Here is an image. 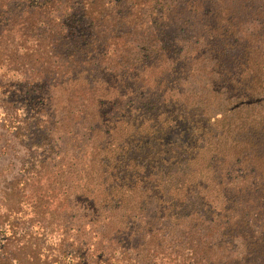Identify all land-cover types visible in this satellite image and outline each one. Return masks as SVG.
<instances>
[{
    "label": "rangeland",
    "instance_id": "obj_1",
    "mask_svg": "<svg viewBox=\"0 0 264 264\" xmlns=\"http://www.w3.org/2000/svg\"><path fill=\"white\" fill-rule=\"evenodd\" d=\"M201 3L194 26L164 0H0V264H231L234 221L264 238V0ZM153 10L164 56L137 48Z\"/></svg>",
    "mask_w": 264,
    "mask_h": 264
},
{
    "label": "trees",
    "instance_id": "obj_2",
    "mask_svg": "<svg viewBox=\"0 0 264 264\" xmlns=\"http://www.w3.org/2000/svg\"><path fill=\"white\" fill-rule=\"evenodd\" d=\"M55 1V0H26V3L28 6L32 7V8H39V7H43L46 4ZM96 1H102V0H96ZM174 3V4H173ZM164 7L167 9H172V11H178L179 9L184 10L186 12H189L191 14H193V21L191 22V24H193L194 26L197 25L198 22V15L201 12V7H202V3L201 0H164ZM103 13V12H102ZM153 13L154 10L152 12V14L150 16H147L146 20L148 23H140V34L141 33H147V37H146V41H142V44L139 45L137 48H139L140 51H144V52H149L151 55H155L156 57L158 56H164L165 52L168 50V48H171V46L166 47L164 44L163 39L166 38V36L164 35V31H165V26L167 25V23L170 21V19L172 18L170 12L168 11H164L161 10L160 11V15H159V19L163 21L162 23H158L157 19H154L153 17ZM216 14L221 15L224 14L226 16V22L229 23L231 25V27L235 30H237V26L239 25V17L234 16V9L231 7H227L226 5H224L223 8H218V11L216 12ZM85 17L87 19H89L90 21H94L97 22L98 21V14L95 15L93 13L88 14L86 12V14H84ZM101 19H104L103 17H101ZM184 24L186 25L187 23L184 22ZM144 28H147L144 30ZM223 31V30H222ZM144 44V45H143ZM172 44V42L170 43ZM136 48V49H137ZM157 60V59H156ZM154 62V63H153ZM156 62L157 61H152V63L150 64H145L144 67L150 71L155 70L156 68ZM139 64H142V61L139 60ZM144 64V63H143ZM159 68V67H158ZM130 70V69H129ZM143 119V122L140 124V126L137 128V130L141 129V127L145 124H147V122H149L150 119H147V117H141ZM173 123V121H172ZM187 125V124H186ZM207 127H204V131H203V135H205V130ZM142 134V133H140ZM160 134L159 129L155 128V127H150L148 128L147 131H145V136L138 140L135 136L137 135H132V141H126L124 143L123 146H120L117 150L120 151V154H123L125 157L128 156H132L134 155V150L136 149V151H144L145 148H149L151 145V141L153 139L156 138L157 135ZM260 134L264 135V127L260 130ZM188 135V134H187ZM140 136V135H139ZM135 140H138L137 142ZM134 143H136V146H134ZM188 142L186 141L183 145L184 146H188L187 149H195L196 148V144L192 143V144H188ZM162 146V145H161ZM131 153V154H130ZM130 154V155H129ZM153 159H155L156 157H152ZM130 160L133 159H128V161L130 162ZM157 162H161V163H167V161L165 159H156ZM120 161V159H118V162ZM101 166H104L105 163L104 161L100 162ZM162 171H160L157 175H160ZM239 178H241L242 180H244V177L241 175H239ZM191 188L188 189V191H190ZM259 195H262V193L264 192V189L258 190L257 191ZM241 195V190L239 192L236 193V195L232 196L231 198H227V202L229 204L230 200H233L234 202H232V206H237L239 205L238 203H235V200H239ZM174 199L171 198L170 201L172 202ZM208 205V204H206ZM206 205L200 204L199 205V212H202L203 215H207L210 216L212 219L214 217L218 218L221 216V214L224 212L225 213H229L231 211V209H233V207H226L225 205H221L220 208H213V207H206ZM181 207V206H180ZM194 210V209H191ZM198 211H194V213L198 212ZM188 217H190L191 212H189ZM184 217H178L177 219H181ZM223 218H226V216ZM247 222V221H246ZM237 222L234 221L232 223V225H230V229H225L226 233L222 234L223 239H226L225 244L226 245H230L232 248L234 247L233 245V241H239L241 247L244 249V253L242 254L241 257H235L234 259L231 260V264H264V238H253V236H249L248 234L249 232V223L247 222ZM241 223V224H240ZM245 225V226H243ZM248 230V231H247ZM224 233V230H223ZM16 259H13V261H15Z\"/></svg>",
    "mask_w": 264,
    "mask_h": 264
}]
</instances>
